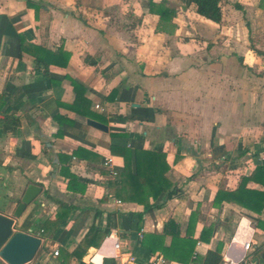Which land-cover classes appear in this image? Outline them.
Wrapping results in <instances>:
<instances>
[{"label":"crops","instance_id":"crops-1","mask_svg":"<svg viewBox=\"0 0 264 264\" xmlns=\"http://www.w3.org/2000/svg\"><path fill=\"white\" fill-rule=\"evenodd\" d=\"M162 3L174 11L165 23L152 10ZM222 11L215 23L183 0H0V214L42 239L28 264H200L219 248L264 264V209L216 200L264 166V0ZM138 150L164 154L172 184L145 203L110 188L123 153L135 172ZM65 163L84 193L68 190ZM30 186L40 192L16 218ZM60 202L70 218L44 237ZM92 229L104 239L79 260Z\"/></svg>","mask_w":264,"mask_h":264},{"label":"trees","instance_id":"trees-1","mask_svg":"<svg viewBox=\"0 0 264 264\" xmlns=\"http://www.w3.org/2000/svg\"><path fill=\"white\" fill-rule=\"evenodd\" d=\"M187 5H194L196 12L202 17L209 19L215 23H221L223 21V11H222V1L223 0H183ZM155 12H160V22L165 23L169 21L174 16V11L166 7V3L159 5L154 4L153 9ZM77 112H81V109L77 107H71ZM112 150H114L112 148ZM124 152V151H123ZM123 153L125 160V171L118 174L113 183H111L110 188L125 186L130 190L127 197V201H133L137 199L141 203H145L144 196L145 192L147 196H153L157 199L162 193H166L172 188V184L165 177L167 167L161 171L157 168V162H161L164 158L162 153H154L146 150H138L135 153V172L131 171V155H125ZM60 158H62L60 156ZM66 162V161H62ZM62 175L68 182V190L84 193L85 186L81 184L77 177L72 174L69 167L65 163L61 169ZM252 183L259 185L260 189H251L248 185ZM115 193V192H114ZM119 197V192L115 193ZM121 197V196H120ZM216 200L237 204L252 213L260 214L264 209V166L257 167L253 173L246 178H241L239 186L234 191L220 190L217 194ZM73 208L66 203L60 202L59 208L53 218L48 219L44 224L40 226V232L44 237H53L54 234L63 227L70 215ZM175 225L170 222L166 227V234L173 233L169 231V226ZM93 238H97L98 241L94 242ZM104 239V234H100L97 230L92 229L86 235V237L81 241L78 248L72 253L78 259L81 260L83 254L88 251V249L95 245L99 247ZM195 244V243H194ZM82 252V253H79ZM153 252V251H152ZM60 255V252H59ZM165 260V257L162 256ZM168 261V260H167ZM222 255L221 248L216 251H210L200 262V264H221Z\"/></svg>","mask_w":264,"mask_h":264},{"label":"water","instance_id":"water-1","mask_svg":"<svg viewBox=\"0 0 264 264\" xmlns=\"http://www.w3.org/2000/svg\"><path fill=\"white\" fill-rule=\"evenodd\" d=\"M88 125L101 130L108 131V127L94 120H88ZM40 192L37 186H30L26 191L22 202L15 211L14 216L19 218L24 210L30 205ZM14 219L0 214V258L7 264H28L38 254L42 239L29 233L14 232Z\"/></svg>","mask_w":264,"mask_h":264},{"label":"built area","instance_id":"built-area-1","mask_svg":"<svg viewBox=\"0 0 264 264\" xmlns=\"http://www.w3.org/2000/svg\"><path fill=\"white\" fill-rule=\"evenodd\" d=\"M96 108H97V109H101L100 106H96ZM1 118H2V114H1V112H0V119H1ZM102 165H103V167H104L105 169L109 170V172H110V174H111L112 176H114V177L117 176L118 173H117V171L114 169V159H113L112 157H108V158H106V159L104 160V162H103ZM115 246H116V249H117V250H120V249H121V244H120L119 240H117ZM245 249H246L247 251H249V250L251 249V243H247V244H245ZM58 254H59L58 251L54 252V255L58 256ZM195 259H196V256L194 255L193 261L189 262L188 264H196V263H195ZM158 264H174V263L169 262V261L165 260L164 258L160 257V258L158 259ZM221 264H240V263H237V262H234V261L231 260V259H228V258L226 257V255H225V256L222 257V263H221Z\"/></svg>","mask_w":264,"mask_h":264}]
</instances>
